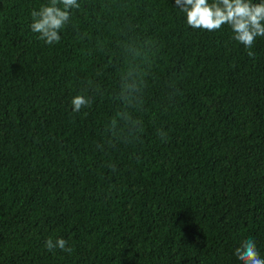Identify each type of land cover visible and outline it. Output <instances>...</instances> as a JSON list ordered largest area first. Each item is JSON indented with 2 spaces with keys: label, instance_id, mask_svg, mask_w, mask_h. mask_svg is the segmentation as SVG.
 <instances>
[{
  "label": "trees",
  "instance_id": "1",
  "mask_svg": "<svg viewBox=\"0 0 264 264\" xmlns=\"http://www.w3.org/2000/svg\"><path fill=\"white\" fill-rule=\"evenodd\" d=\"M78 2L48 45L30 13L49 0H0V264H240L249 238L264 258V37L249 57L175 0ZM129 64L143 131L114 141Z\"/></svg>",
  "mask_w": 264,
  "mask_h": 264
},
{
  "label": "clouds",
  "instance_id": "2",
  "mask_svg": "<svg viewBox=\"0 0 264 264\" xmlns=\"http://www.w3.org/2000/svg\"><path fill=\"white\" fill-rule=\"evenodd\" d=\"M175 5L193 30L215 32L227 26L232 33L231 39L242 44L248 50L249 57L255 56L251 49L256 38L264 37V0H175ZM80 7L78 0H49V3L41 4L39 10L31 11L30 29L46 44H58L60 32L71 21L72 10ZM146 87L147 82L139 65L129 64L121 73L119 89L115 94L121 107L108 127L112 140L131 141L143 131V121L136 118L134 113L142 105ZM92 103L93 97L89 95H76L71 100L74 112L90 108ZM160 135L164 139L166 133L160 132ZM44 247L49 252L57 248L69 254L74 251L64 238L53 241L49 237ZM234 254L240 264H264L254 239L244 240Z\"/></svg>",
  "mask_w": 264,
  "mask_h": 264
}]
</instances>
